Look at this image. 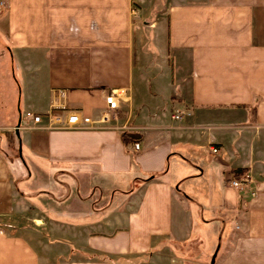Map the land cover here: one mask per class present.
<instances>
[{
	"label": "crops",
	"instance_id": "0c3cea01",
	"mask_svg": "<svg viewBox=\"0 0 264 264\" xmlns=\"http://www.w3.org/2000/svg\"><path fill=\"white\" fill-rule=\"evenodd\" d=\"M2 2L0 264H185L209 247L213 264H264V0L135 16L130 0ZM151 23L148 52L172 53L157 71ZM113 88L107 124L47 128L54 107L97 120Z\"/></svg>",
	"mask_w": 264,
	"mask_h": 264
},
{
	"label": "built area",
	"instance_id": "2783aa9c",
	"mask_svg": "<svg viewBox=\"0 0 264 264\" xmlns=\"http://www.w3.org/2000/svg\"><path fill=\"white\" fill-rule=\"evenodd\" d=\"M144 0H130V15L135 16L138 14V7ZM4 6L2 0H0V8ZM125 100L124 90L113 88L104 94L105 109L101 113L97 120H91L89 117L82 115L79 111L66 110L59 108H51L46 112V126L50 129H84V128H99L104 124H107L110 120V112L116 110L119 107L120 102ZM25 116L31 118L32 123L37 125L41 118L38 115H32L29 112L25 113ZM172 118H178V116H171ZM139 148L137 143L131 145L133 151H137ZM211 154H216L218 149L214 146L209 147ZM230 187L236 188L238 191L247 189L251 183L250 178L247 175H243L237 178H231L227 181ZM252 195V192H250Z\"/></svg>",
	"mask_w": 264,
	"mask_h": 264
},
{
	"label": "rangeland",
	"instance_id": "374dc122",
	"mask_svg": "<svg viewBox=\"0 0 264 264\" xmlns=\"http://www.w3.org/2000/svg\"><path fill=\"white\" fill-rule=\"evenodd\" d=\"M151 30H153L152 23L145 26L144 33L146 34V40L140 44V47H141L140 49H141L142 56L146 57L147 63L148 64H155L156 66H154V67H156L155 69L157 71V70H160L161 68H163L162 66L165 65V62L169 63V59L172 57V53H168L163 49L159 53L148 52V51L152 50L151 44L148 40L149 32ZM140 49L138 47H136V53L139 52ZM181 72H182L181 75L184 77L186 74L184 75V72L183 71H181ZM179 73H180L179 71H176V76H180ZM189 240L190 241L185 242L184 244H186L188 246L193 244L191 239H189ZM182 249L184 251V249H186V247L185 246H182L181 248L179 247V251H182ZM211 252H212L211 247H209V249H207L205 252L198 251L196 253L193 250H191V251H187L186 253L183 252L181 255H182V257H184L183 260H184L185 264H207L208 260L209 261L211 260V259H209Z\"/></svg>",
	"mask_w": 264,
	"mask_h": 264
},
{
	"label": "trees",
	"instance_id": "16d2710c",
	"mask_svg": "<svg viewBox=\"0 0 264 264\" xmlns=\"http://www.w3.org/2000/svg\"><path fill=\"white\" fill-rule=\"evenodd\" d=\"M120 137L122 142L127 145L128 143L135 141L137 136L135 134L121 133Z\"/></svg>",
	"mask_w": 264,
	"mask_h": 264
},
{
	"label": "water",
	"instance_id": "95a60500",
	"mask_svg": "<svg viewBox=\"0 0 264 264\" xmlns=\"http://www.w3.org/2000/svg\"><path fill=\"white\" fill-rule=\"evenodd\" d=\"M214 258L212 257L211 260L209 261V264H213Z\"/></svg>",
	"mask_w": 264,
	"mask_h": 264
}]
</instances>
